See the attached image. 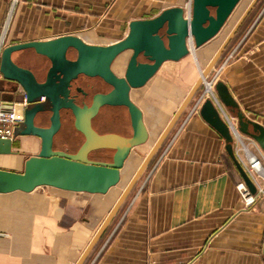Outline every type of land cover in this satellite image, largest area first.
Masks as SVG:
<instances>
[{
	"label": "crops",
	"instance_id": "obj_1",
	"mask_svg": "<svg viewBox=\"0 0 264 264\" xmlns=\"http://www.w3.org/2000/svg\"><path fill=\"white\" fill-rule=\"evenodd\" d=\"M184 1L19 0L15 5V0H0V49L65 35L109 46L127 36L132 21L185 7L188 2ZM168 2L173 3L162 5ZM155 10L158 13L151 16ZM209 46L197 49L196 59L183 58L175 66L165 62L144 87L131 91L149 132L146 145L141 146L154 142V151L159 144L143 172L150 166L145 183L134 197L127 201L131 191L119 205L116 187L107 194L51 187L0 193V264H264V195L252 207H244L237 188L245 182L242 174L226 150L224 137L201 115L203 105L211 100L231 129L239 130V112L264 127V9L244 39L225 49L206 77L216 82L213 93H207L202 83L183 108L215 57L200 58ZM131 54L120 56L125 65ZM13 60L42 79L50 67L45 63L48 59L34 50L15 53ZM174 70L180 71L179 76L190 75L185 76L187 83L178 86L180 78H172ZM219 82L228 88L238 109L221 102L216 92ZM79 84H84L82 78L74 89ZM19 93H23L20 87ZM106 112L110 114L108 132L120 134L122 127L114 121L117 110ZM50 116L41 114L37 123H50ZM66 117L63 112L65 130ZM127 123L123 128L131 137L130 115ZM233 138L237 160L245 159L248 150L264 159L257 141L242 133L240 140ZM40 150L39 138L18 136L13 154L0 155V169L23 172L25 161ZM106 152L111 162L114 153ZM92 160L105 161L94 156Z\"/></svg>",
	"mask_w": 264,
	"mask_h": 264
},
{
	"label": "water",
	"instance_id": "obj_2",
	"mask_svg": "<svg viewBox=\"0 0 264 264\" xmlns=\"http://www.w3.org/2000/svg\"><path fill=\"white\" fill-rule=\"evenodd\" d=\"M240 2L241 0H191L188 15L184 7L167 8L155 18L132 21L127 36L109 46L91 45L78 36L65 35L48 41L24 42L4 48L1 52L0 72L5 80L18 84L24 95L23 101L16 102V105L13 102L5 103L24 115V121L15 137H37L41 140V150L25 161L23 172L0 169V193H31L38 188L51 187L76 193L107 194L116 187L121 181L122 170L132 151L149 139L143 113L132 101L131 91L144 87L165 62H179L192 50L199 49L214 39ZM257 2L258 0H254L241 17L218 55L202 74L201 81L193 89L183 108L198 91L204 81L203 77L208 76ZM27 50H34L37 55L49 60L50 67L43 82L38 80L33 71L14 62L15 53ZM128 51L132 54L124 76L120 77L113 72L112 65L119 56ZM70 53H74L73 59L68 58ZM142 57L147 62L140 61ZM80 77L98 78L112 89L107 94H96L91 106L81 107L72 96ZM76 91L86 94L80 87ZM216 92L224 106L239 108L222 82L216 85ZM22 104H26V107ZM103 107H126L130 114L133 135L124 137L115 133L101 135L96 132L92 120ZM62 111L72 112L76 130L86 139L75 155L54 150V138L62 128ZM45 113H51L50 126H37V116ZM201 115L224 137L228 154L250 191L256 194V187L235 156L230 126L211 100L203 105ZM237 118L239 133L257 141L264 150V127L246 119L240 112ZM176 120L177 118L170 124L165 135ZM250 127L253 132L249 131ZM158 146L159 144L137 172L119 205L139 181ZM12 147L11 140L0 139V155L13 154ZM96 151L113 152L112 161L91 160L89 155Z\"/></svg>",
	"mask_w": 264,
	"mask_h": 264
},
{
	"label": "rangeland",
	"instance_id": "obj_3",
	"mask_svg": "<svg viewBox=\"0 0 264 264\" xmlns=\"http://www.w3.org/2000/svg\"><path fill=\"white\" fill-rule=\"evenodd\" d=\"M253 1L254 0H241V2L238 4L236 9L232 13L231 18H229L227 25L224 27V29L218 35L217 38H215L211 42L207 43V45H211V46H209L205 50L204 53L200 54V58H202L204 56L209 57L211 55L216 56L221 45H223L225 40L228 38V36L232 32V30L234 29L236 24L239 22V20L244 15V13L247 11V9L250 7V5L252 4ZM185 2H188V5L184 7L186 10V14L188 15L189 14L188 6H190L191 0H185L183 3H185ZM171 3H173V2H170V3L168 2L167 4L163 3L162 5L165 6V5H168ZM263 9H264V0H258L257 4L251 10L247 19L243 23L242 28L240 30H238V32L235 34V36L232 38V40L230 41V43L226 47V50L231 49L232 46L237 45L239 42H241L244 39L245 35L247 34L250 27L252 26L253 22L255 21V19L258 17V15L260 14V12ZM158 11L159 10H155L153 13H151V16L158 13ZM217 46H220V47L218 49H216ZM197 51H198L197 49L192 50L191 53L187 57L188 58H194L195 57V59H196L197 58L196 57ZM199 53H200V51H199ZM70 56H71V58L75 57L74 53H70ZM187 57H185L184 59H186ZM184 59H182L179 62L169 61L170 63H168L167 65H171V66L178 65ZM141 60H145V59L142 57ZM45 61H46L45 62L46 66L50 64V62L48 60H45ZM126 66H127V64L125 65V63H123V60H122V58L120 59V56L114 62V65H113L114 69H116L119 72V74H121V75H124ZM179 72H180L179 70H177V71L174 70V72L172 74V78H180V82L178 83V86L179 85L183 86L182 84L187 83L188 80L185 79L186 74H184V72L180 76H179ZM209 75L210 74H208V76ZM186 77L189 78L190 75H187ZM205 80H207V78ZM172 81H174V80L172 79ZM207 81L210 82L212 80H207ZM203 84H204L203 89H206L205 81H203ZM23 99H24V95H23V93H19V85L18 84L13 83V82H9V81L5 80L4 78L0 79V100H1V102H14V101L21 102V101H23ZM119 111L120 110L117 111L118 112L117 113L118 115L116 114L117 117H119V115H120ZM66 115H67L66 121L68 123L67 129L69 130V128H70L74 131L73 127H74V120L75 119L73 118V116H71V114H69L67 112H66ZM105 127H107L105 129V131L110 130V126L106 125ZM124 127H125V125H124ZM19 128H20V126L16 127L15 134H18ZM74 134L77 136L76 138H77L79 145H81L84 142L83 136L77 132H75ZM61 142H62V140L59 137L57 144L60 146V144H62ZM153 146H154V142L153 143L149 142L148 146L141 148L142 150L139 148L138 149L135 148L133 150L132 155L129 157V160L127 161L125 169L123 171L122 182L120 183L119 186L116 187L117 190L115 191V193H118L119 197L122 196V194L124 193L126 188L130 185L132 179L135 177V175L138 172L139 168L141 167L144 159L146 158L147 154L149 153V151L152 149ZM69 147H71V146H69ZM142 151H145V152H142ZM143 153L146 154L144 158L141 157ZM93 156L95 158L96 157L102 158L106 162H109L111 160L110 154L106 151L95 152ZM149 169H150V166H149L148 170ZM148 170L143 174L141 179L137 182V184L135 185L134 189L132 190L127 201H129L132 197H134V195L143 187L145 180L147 178V175L149 173Z\"/></svg>",
	"mask_w": 264,
	"mask_h": 264
},
{
	"label": "flooded vegetation",
	"instance_id": "obj_4",
	"mask_svg": "<svg viewBox=\"0 0 264 264\" xmlns=\"http://www.w3.org/2000/svg\"><path fill=\"white\" fill-rule=\"evenodd\" d=\"M68 58L73 59V58H71L70 54H68ZM140 61L147 62V60H141V59H140ZM113 65H112V70L115 73ZM37 78L40 82H43L45 80V79H42L40 77H37ZM80 78L83 79L84 84H82V85L79 84L78 87H76V88H79V87L82 88L86 94L77 92L76 89H73L72 96L75 98L76 103L81 107H83L85 105L91 106L93 103V98L96 94H98V93L107 94L112 89L109 85L105 84L102 80H100L98 78H96V79H90V78H86V77H80ZM109 109L117 110V111L120 110L119 111L120 112L119 117H117V115H118L117 114L116 115L117 118L114 121L118 122V125L120 128L122 127L120 129V134L119 133L118 134L121 136H124V137H128L127 136L128 132L123 128V125H125V123H126V125L128 124L127 119H128V116L130 115L129 111L126 107H116V108H114V107H103V108H101L99 114L92 120V125H93L94 130L101 135L110 134V132L105 131V129L107 128L105 126L106 125L109 126V124H110V118H109L110 114L107 115V112H106ZM63 112H67V113L71 114V116H73V118H74V115L72 114L71 111H62V115H63ZM40 115L41 114H39L38 116H40ZM38 116H37L36 122H35L37 126H40V127H49L50 126V123H47V124L37 123ZM62 123H63V121H62ZM73 129H74V131L70 128H69V130L68 129L65 130L63 128V124H62L61 130L58 132V134L54 138V150L55 151L65 152V153L70 154V155H75L78 153V151L80 150L82 145L85 143L86 139H85V136L82 133H80L79 131H77L75 127H73ZM75 132L81 134L84 138V142L81 145H79V143L77 141V138H76L77 136L74 134ZM115 134H117V133H115ZM59 137L62 140V142H61L62 144H60V146L57 144ZM69 146H71V147H69ZM96 152H100V151H96ZM94 153L95 152H93L89 155V158L91 160H92Z\"/></svg>",
	"mask_w": 264,
	"mask_h": 264
},
{
	"label": "built area",
	"instance_id": "obj_5",
	"mask_svg": "<svg viewBox=\"0 0 264 264\" xmlns=\"http://www.w3.org/2000/svg\"><path fill=\"white\" fill-rule=\"evenodd\" d=\"M19 2V0H15V5ZM190 6H188L189 8ZM12 19V15H10L8 20V26ZM0 49V58H1ZM0 79H3V75L0 72ZM206 79V78H205ZM205 81L206 85V92L213 93V89L215 86V81ZM213 99L217 104L218 100L213 95ZM14 105H16L14 103ZM26 107V104H22ZM24 121V115L19 114L16 112L14 107H8L5 103L0 102V139L2 140H11L13 143L15 142V129L16 127L20 126ZM232 127V126H231ZM231 129V128H230ZM233 137L236 140H240V133L236 129H231ZM239 163L244 169L245 173L248 175L254 186L256 187V194H253L249 187L247 186L246 182H242L238 185V191L240 192L242 201L244 203L245 208L252 207L260 194L264 195V159L257 157L253 152L248 150L246 152L245 159L238 157ZM2 236V233H0Z\"/></svg>",
	"mask_w": 264,
	"mask_h": 264
},
{
	"label": "bare ground",
	"instance_id": "obj_6",
	"mask_svg": "<svg viewBox=\"0 0 264 264\" xmlns=\"http://www.w3.org/2000/svg\"><path fill=\"white\" fill-rule=\"evenodd\" d=\"M252 3H253V2H252ZM251 5H252V4H251ZM251 5H250V6H251ZM248 9H249V8H248ZM248 9H247V10H248ZM230 18H231V17H230ZM228 21H229V20H228ZM227 23H228V22H227ZM227 23H226V25H227ZM226 25H225V26H226ZM236 25H237V24H236ZM225 26H224V27H225ZM224 27H223V29H224ZM234 28H235V27H234ZM223 29H222V30H223ZM222 30H221V32H222ZM233 30H234V29H233ZM233 30H232V31H233ZM221 32H220V33H221ZM220 33H219V34H220ZM231 33H232V32H231ZM231 33H230V35H231ZM219 34H218V35H219ZM218 35H217L215 38H217ZM230 35H229V36H230ZM229 36H228V37H229ZM215 38H214V39H215ZM214 39H212V40H214ZM212 40H211V41H212ZM226 40H227V39H226ZM226 40H225V41H226ZM211 41H210V42H211ZM191 43H192V42H191ZM208 43H209V42H208ZM223 44H224V43H223ZM191 45H192V44H191ZM206 45H207V44H206ZM220 48H221V47H220ZM191 50H192V46H191ZM219 50H220V49H219ZM218 53H219V51L217 52L216 56L218 55ZM216 56H215V57H216ZM204 72H205V71H203L202 74H203ZM202 74H201V75H202ZM203 80H205V77H203ZM145 145H146V144H145ZM143 146H144V145H143ZM139 147H142V146H139ZM139 147H138V148H139ZM152 152H153V149H152L151 152L149 153L148 157L152 154ZM128 160H129V159H128ZM126 163H127V162H126ZM141 167H142V166H141ZM141 167H140V168H141ZM140 168H139V170H140ZM124 169H125V168H124ZM139 170H138V171H139ZM136 174H137V173H136ZM135 177H136V175H135ZM135 177L132 179L130 185L126 188V190L124 191V193H123L122 196L120 197V198H121V199H119L120 201L123 199L124 195L129 191V188H130V186H131L133 180L135 179ZM121 182H122V181H120V183H121ZM120 183H119L117 186H119ZM117 186H116V187H117ZM120 201H119V202H120Z\"/></svg>",
	"mask_w": 264,
	"mask_h": 264
},
{
	"label": "trees",
	"instance_id": "obj_7",
	"mask_svg": "<svg viewBox=\"0 0 264 264\" xmlns=\"http://www.w3.org/2000/svg\"><path fill=\"white\" fill-rule=\"evenodd\" d=\"M241 28H242V26H241ZM241 28H240V29H241ZM240 29H239V30H240Z\"/></svg>",
	"mask_w": 264,
	"mask_h": 264
}]
</instances>
